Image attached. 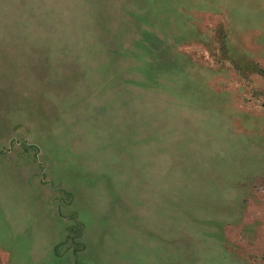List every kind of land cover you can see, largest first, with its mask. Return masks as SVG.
<instances>
[{
	"label": "rangeland",
	"instance_id": "374dc122",
	"mask_svg": "<svg viewBox=\"0 0 264 264\" xmlns=\"http://www.w3.org/2000/svg\"><path fill=\"white\" fill-rule=\"evenodd\" d=\"M0 264H264V0H0Z\"/></svg>",
	"mask_w": 264,
	"mask_h": 264
},
{
	"label": "trees",
	"instance_id": "16d2710c",
	"mask_svg": "<svg viewBox=\"0 0 264 264\" xmlns=\"http://www.w3.org/2000/svg\"><path fill=\"white\" fill-rule=\"evenodd\" d=\"M150 65V64H149ZM144 70V69H143ZM149 71L150 72H153L154 70L153 69H151V68H149ZM194 104H192L191 106H193V107H195L193 110H200V111H203L205 108H207L208 107V105H203V104H198L199 102H197V101H195V102H193ZM215 106H216V109H217V111H221L222 109H224V105L223 104H221L219 101H217L216 99H215ZM212 110H214V111H216L213 107L211 108V111ZM229 111V110H228ZM222 112V111H221Z\"/></svg>",
	"mask_w": 264,
	"mask_h": 264
}]
</instances>
